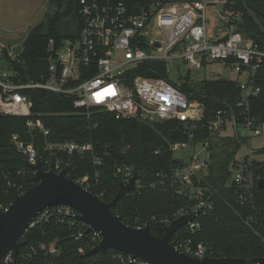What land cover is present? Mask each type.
<instances>
[{
	"label": "trees",
	"instance_id": "trees-1",
	"mask_svg": "<svg viewBox=\"0 0 264 264\" xmlns=\"http://www.w3.org/2000/svg\"><path fill=\"white\" fill-rule=\"evenodd\" d=\"M79 1L49 0L51 11L23 41L22 53L13 58L8 49L2 51L0 70L11 72L16 82L35 81L46 75L50 39L59 43L64 38L78 35H65L60 28L68 18H77L80 26ZM221 11L231 18L227 27H233L235 32L264 46V0H229ZM190 71L186 76L179 75L177 81L172 80L171 72V84L187 94L190 100L204 103L205 119L196 127L175 120L155 124L136 119L117 120L110 113H95L87 118L69 99L42 90L28 91L33 118L43 123L50 136L45 137L39 129L29 131L28 118L0 116V203L11 204L18 195L37 184L27 158L11 142L12 136L18 135L25 142L34 143L44 170H47V161L52 164L58 161L68 179L74 181L88 176L92 186L89 191L105 203L111 202L120 190L121 180L114 173L115 165L133 166L141 176V187L120 199L112 211L126 225L138 227L148 223L153 235L162 238L164 222L196 202L189 197H178L169 186V177L158 176L160 173L168 176L171 168L178 165L171 145L187 142L192 131L196 134L195 141H211L208 175L196 184L204 193L203 199L212 202L213 208L197 219L198 231L191 233L184 227L172 236L171 244L175 245L173 240L177 237L180 240L191 238L194 246L204 245L206 256L242 258L246 264H255L254 259L264 257V187H258L259 180H264V159L254 160L250 167L254 186L249 198L246 186H238L232 181V169L237 167L233 160L241 143L233 137L213 134L203 126L227 104L238 103L240 88L235 81L222 78L204 79L191 85ZM136 76L170 80L165 61L141 63L133 71V77ZM257 77L261 91L251 100L250 109L252 116L264 124V61ZM63 141L92 144L94 152L104 157L103 163L95 166L90 153L54 156L45 151L46 142ZM260 154L264 156V149ZM87 229L78 222L70 225L67 219L53 214L23 235L21 241L25 245L20 249L18 260L12 264H128L117 259L115 256L119 252L113 249L106 254L85 257L84 254L93 247ZM79 234L82 238L77 240Z\"/></svg>",
	"mask_w": 264,
	"mask_h": 264
},
{
	"label": "built area",
	"instance_id": "built-area-1",
	"mask_svg": "<svg viewBox=\"0 0 264 264\" xmlns=\"http://www.w3.org/2000/svg\"><path fill=\"white\" fill-rule=\"evenodd\" d=\"M228 1L128 0L105 3L80 0L78 35L64 38L59 43L50 39L46 75L35 81L16 82L11 72L0 70V116L28 118L26 126L29 131L39 129L45 137L50 136L43 123L33 118L32 100L27 93L42 90L71 100L73 107L87 118L95 113H110L117 120L136 119L148 124L175 120L196 127L204 122L205 105L200 100H190L187 94L171 84L170 63L180 60L191 70H207L220 65L236 76L230 80L238 84L241 98L236 105L227 104L218 110L203 126L213 134L233 137L241 143L233 160V165L237 167L232 169V181L238 186H246V194L252 197L254 179L250 167L257 153L250 144L262 135L264 124L252 116L250 102L261 91L257 75L264 61V46L235 32L233 27L225 28L222 39H219L220 30L216 31L217 39L212 36L207 9L209 6L222 9ZM217 12V18L224 20L227 17L223 11ZM145 45L146 48H143ZM4 49L11 53L10 47L0 48V53ZM155 52L162 56H157ZM146 61H165L170 80L133 77V71ZM211 73V79L221 78L219 74ZM195 138L196 134L191 131L187 142L172 144L170 149L174 156L180 152L185 155L181 158L175 156L179 160L178 165L171 168L168 176L158 174L162 178L169 177V186L178 197L198 200L189 209L179 210L172 220L164 222L169 226L181 216L199 212L196 219L185 226L191 233L200 229L197 221L200 215L213 208L212 202L203 199L204 193L196 184L208 175L211 141H195ZM11 142L33 169L41 157L34 143L25 142L18 135H13ZM45 151L54 156L59 153H90L95 166H100L104 159L94 152L92 144L75 141L46 142ZM46 166L47 170L43 169L46 172L63 171L58 161L54 164L47 161ZM114 173L121 184L127 185L135 171L131 165L117 164ZM139 178L136 189L141 187ZM74 181L87 190L92 187L88 176ZM150 187L155 188V185ZM10 205L0 203V212L7 211ZM53 214L67 219L70 225L78 222L88 227L77 218L78 212L72 207L57 206L40 213L24 234ZM90 234L94 248L102 241V236L98 231ZM81 238L82 234L76 237L77 240ZM173 243L177 250L194 258L206 256L204 245L194 246L191 238L180 240L177 237ZM115 257L128 264H148L120 252ZM14 261V253L10 252L3 264Z\"/></svg>",
	"mask_w": 264,
	"mask_h": 264
},
{
	"label": "water",
	"instance_id": "water-1",
	"mask_svg": "<svg viewBox=\"0 0 264 264\" xmlns=\"http://www.w3.org/2000/svg\"><path fill=\"white\" fill-rule=\"evenodd\" d=\"M22 51V45L11 49L14 57L19 56ZM33 170L37 184L18 195L7 211L0 212V264H3L10 252L14 253L15 261L18 260L20 249L25 245L21 240L26 229L44 210L57 206H69L76 210L77 218L88 226L87 233H101L102 241L86 252L85 257L106 254L109 249H113L148 264H246L242 258L229 256L194 258L177 250L170 243L172 236L193 222L199 212L172 221L165 227L162 238L154 236L149 225L143 228L126 225L120 216L113 213L112 208L120 199L136 190V181L140 176L137 172L129 184H121L111 202L105 203L93 192L68 179L64 171H44L41 157ZM258 187H264L263 179L259 180ZM254 263L264 264V257L254 259Z\"/></svg>",
	"mask_w": 264,
	"mask_h": 264
},
{
	"label": "rangeland",
	"instance_id": "rangeland-1",
	"mask_svg": "<svg viewBox=\"0 0 264 264\" xmlns=\"http://www.w3.org/2000/svg\"><path fill=\"white\" fill-rule=\"evenodd\" d=\"M218 11H221L220 7L209 6L208 19L212 31V36L217 39L216 31L220 30L219 39L224 37L225 28L227 27L230 17L217 18ZM49 0H0V48L10 47L16 44H22L26 39L30 31L39 23L42 22L47 12H50ZM79 25L77 18H68L64 21L60 28L65 35L76 36L79 32ZM234 29V28H233ZM211 37V36H210ZM157 56H162L155 52ZM2 55L0 53V63ZM172 80L177 81L179 75L186 76L190 68L185 66L182 61H172L171 63ZM211 71L219 74L222 79H234L227 69L220 65H214L210 68L203 70H191L190 71V84L201 82L204 79H211ZM251 147L255 150L256 159L262 160L264 156L261 151L264 149V130L262 135L251 141ZM184 152L175 154L177 158L183 157ZM196 202L198 201L197 199ZM185 240V239H183Z\"/></svg>",
	"mask_w": 264,
	"mask_h": 264
},
{
	"label": "crops",
	"instance_id": "crops-1",
	"mask_svg": "<svg viewBox=\"0 0 264 264\" xmlns=\"http://www.w3.org/2000/svg\"><path fill=\"white\" fill-rule=\"evenodd\" d=\"M19 45H21V44L13 45V46H11V49H12L13 47H17V46H19Z\"/></svg>",
	"mask_w": 264,
	"mask_h": 264
}]
</instances>
